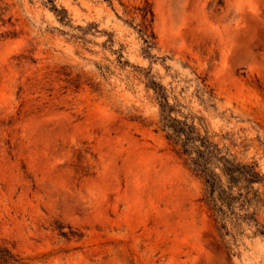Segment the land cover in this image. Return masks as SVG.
<instances>
[{
  "label": "rangeland",
  "instance_id": "rangeland-1",
  "mask_svg": "<svg viewBox=\"0 0 264 264\" xmlns=\"http://www.w3.org/2000/svg\"><path fill=\"white\" fill-rule=\"evenodd\" d=\"M55 2L67 22L0 0V243L23 264H264L255 227L220 237L146 76L264 173V0Z\"/></svg>",
  "mask_w": 264,
  "mask_h": 264
},
{
  "label": "trees",
  "instance_id": "trees-1",
  "mask_svg": "<svg viewBox=\"0 0 264 264\" xmlns=\"http://www.w3.org/2000/svg\"><path fill=\"white\" fill-rule=\"evenodd\" d=\"M51 9L62 22H67L68 11L59 7L55 0H49ZM142 11V26L139 30L145 44V51L151 54L156 45V34L153 29L155 18L152 7ZM80 31L83 27L78 26ZM77 39L84 36L75 35ZM123 55L119 62H123ZM148 71L147 87L153 89L160 106L158 130H161L177 152L184 158L189 169L204 183L203 201L210 210L222 239L237 241L246 234L247 228L255 227L254 235L264 236V224L260 222V212L264 207V173L259 169L256 160L244 161L230 148L221 146L215 141L210 127L203 116L185 114V107L174 97L171 102L167 88ZM205 81V80H204ZM207 85L199 88L201 102L212 103L216 108L214 95L205 90ZM208 94L207 98L205 97ZM0 262L2 264H23V258L6 244L0 243Z\"/></svg>",
  "mask_w": 264,
  "mask_h": 264
}]
</instances>
